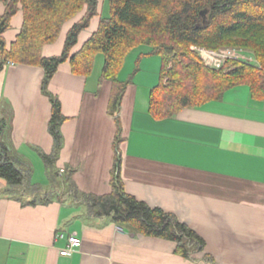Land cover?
I'll list each match as a JSON object with an SVG mask.
<instances>
[{"label":"crops","instance_id":"0c3cea01","mask_svg":"<svg viewBox=\"0 0 264 264\" xmlns=\"http://www.w3.org/2000/svg\"><path fill=\"white\" fill-rule=\"evenodd\" d=\"M4 9L1 4L0 13ZM84 13L44 45V56L63 51L68 30ZM99 13L80 33L73 52L97 30L101 0ZM23 19L22 11L13 17L5 32L7 46ZM150 49L140 45L127 55L119 78L128 85L116 114L109 111L113 82L102 77L100 67L82 75L73 72L70 60L59 65L48 86L66 116L56 160L59 178L69 167L81 191L111 192L118 117L126 191L175 213L204 237L205 250L186 258L176 252L175 241L132 232L112 217L90 216L71 198H39L47 193L46 178H36L39 156L30 148L53 149L52 105L41 89L43 68L8 61L0 72V117L9 122L3 141L29 176L14 190L0 176V264H264V98H253L242 84L219 100L156 118L149 98L160 82L162 60L154 59L155 67L147 64L145 59L155 55L145 54ZM57 232L78 235L79 250L61 255L66 240L57 239Z\"/></svg>","mask_w":264,"mask_h":264},{"label":"trees","instance_id":"16d2710c","mask_svg":"<svg viewBox=\"0 0 264 264\" xmlns=\"http://www.w3.org/2000/svg\"><path fill=\"white\" fill-rule=\"evenodd\" d=\"M107 1L109 15L101 13L97 30L73 52L80 33L100 14L99 0H0V5H5L0 13V72L8 61L44 70L41 89L51 101L49 131L54 139L53 151L42 153L47 163L54 164L57 160L64 143L61 125L66 120L59 97L48 86L59 65L67 60L74 73L89 75L95 69L97 56L103 54L102 77L113 82L109 105L112 114L118 111L128 85L120 80L119 72L129 52L140 45L151 48L145 54L162 58L160 82L152 88L149 98V111L156 118L175 116L183 108L219 100L227 90L242 84L249 86L253 98H264V0ZM203 10L207 12L203 14ZM19 11L24 16L22 27L11 46H7L5 32ZM82 11H85L82 18L68 30L63 51L44 56V45L55 42L63 25ZM192 45L209 49L248 48L254 52L256 63L229 60L222 67L213 68L204 63ZM117 123L111 192L81 191L73 179L74 170L66 167L63 180L56 182V196L85 205L90 216L112 217L132 232L175 241L176 252L186 258L204 251L207 244L204 237L175 213L152 207L126 191L121 175L123 138L118 117ZM8 127V120L1 116L0 176L14 190L24 187L28 174L3 141ZM53 173L54 177H60L59 169ZM49 192L41 197L44 202L55 197V191ZM205 259L214 262L208 254Z\"/></svg>","mask_w":264,"mask_h":264},{"label":"built area","instance_id":"2783aa9c","mask_svg":"<svg viewBox=\"0 0 264 264\" xmlns=\"http://www.w3.org/2000/svg\"><path fill=\"white\" fill-rule=\"evenodd\" d=\"M191 48L199 53L206 65L213 68H220L229 60L256 63L254 53L244 48L224 47L220 49H209L197 45H192ZM56 238L66 240V246L60 249V254L63 256H71L82 245V239L74 233L57 232Z\"/></svg>","mask_w":264,"mask_h":264},{"label":"rangeland","instance_id":"374dc122","mask_svg":"<svg viewBox=\"0 0 264 264\" xmlns=\"http://www.w3.org/2000/svg\"><path fill=\"white\" fill-rule=\"evenodd\" d=\"M102 6H103V8H102ZM101 11H102L103 15H109V3L107 0H104V2H103V0H101ZM147 47H148V45H141V49L147 48ZM244 49L247 51L249 50L250 52H253L251 49H248V48H244ZM159 57L161 58L160 55L155 54V55L150 57L151 58L150 60L145 59L146 60L145 62H147V64H150L151 66L155 67V65L153 63L154 59H158ZM161 60H162V58H161ZM103 64H104V56H103V54H99L97 56V59H96V68L98 69L100 67V69H102ZM30 149H32L39 156V157H37V158H39V161L37 159H35L36 178L39 180H41V179L44 180L46 178L45 182H43V183H46L45 187L48 188V189L46 188V190L50 191V189H51L52 191H55V197H56L57 189H56L55 185H56L57 180H60V178L57 176L54 177L53 171H55L57 169V162H55L54 164L53 163L49 164L45 161V158H43V156H42L43 152H45V153L50 152L51 153L53 151V149L48 150V152H46V151H44L45 149H43L39 145H36L35 147H31ZM21 167L25 169V167L22 164H21ZM27 176H29V175H27ZM26 189H27V186H26ZM28 191H31V190L28 189ZM43 192L44 191L41 192L42 195L40 194V197L38 196L39 198H41L45 195ZM35 196L37 197L36 194L34 195V197ZM27 197H29V196H27Z\"/></svg>","mask_w":264,"mask_h":264},{"label":"water","instance_id":"95a60500","mask_svg":"<svg viewBox=\"0 0 264 264\" xmlns=\"http://www.w3.org/2000/svg\"><path fill=\"white\" fill-rule=\"evenodd\" d=\"M207 12V10H203L202 13L205 14Z\"/></svg>","mask_w":264,"mask_h":264}]
</instances>
